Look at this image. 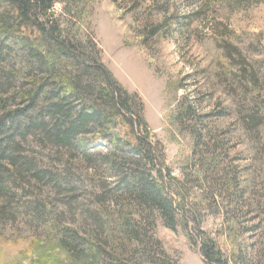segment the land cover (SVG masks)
I'll return each instance as SVG.
<instances>
[{
  "label": "rangeland",
  "instance_id": "obj_1",
  "mask_svg": "<svg viewBox=\"0 0 264 264\" xmlns=\"http://www.w3.org/2000/svg\"><path fill=\"white\" fill-rule=\"evenodd\" d=\"M50 13L58 29L75 41L82 40V49L95 48L118 84L138 97L150 140L159 145L164 169L184 184L177 185V191H200L194 175L186 183L182 171L191 157L195 135L204 132L212 147L216 143L224 147L219 148L224 181L236 169L242 189L256 201L264 197V121L260 124L251 119L248 111L256 106L254 95L249 82L237 77L235 68L242 62L240 55L248 70L261 79L256 94L264 101V0L239 7L219 0H59ZM259 33L260 44L253 38ZM6 45H0V71H12V75L11 80L0 76V84L7 83L0 89V100L9 99L7 108L12 109L17 103L11 97L36 81L40 72L36 75L26 59L17 61ZM21 55L26 58L25 52ZM5 57L14 68L3 63ZM41 100L37 103L40 107ZM188 107L192 109L190 120L185 114ZM15 143L20 162L33 169L16 174L13 187L18 189L10 190L13 197L0 198L4 209L0 215V264H35L41 251L30 243L34 238L48 240L50 234L57 233L51 231L52 222L58 231L69 233L75 228L78 234L86 235V210L101 212L103 228L93 235L101 246V264L145 263L137 245L128 240L130 229L139 223L143 246L158 263L206 264L199 253L194 225L188 229L189 240L180 228L174 232L166 228L158 213L143 221L141 210L121 196L124 203L119 212L107 194L101 196L103 191H112L104 186V190L96 188L110 180L102 172H89L76 152L54 149L37 136ZM97 144L104 147L100 141ZM201 157L203 161L207 158L205 154ZM35 171L51 175L33 179ZM209 177L203 191H210L215 182ZM30 203L47 214L33 219L23 209ZM198 210L201 229L215 233L220 218L212 210ZM114 212L135 221L124 226Z\"/></svg>",
  "mask_w": 264,
  "mask_h": 264
},
{
  "label": "trees",
  "instance_id": "obj_2",
  "mask_svg": "<svg viewBox=\"0 0 264 264\" xmlns=\"http://www.w3.org/2000/svg\"><path fill=\"white\" fill-rule=\"evenodd\" d=\"M219 1H231L239 7L253 0ZM57 2L59 0H0V45L7 44L17 61L26 59L36 75L40 72V77L34 78L36 81L11 97L17 103L11 106L12 109L7 108L9 99L0 100V198L7 200L10 190L18 189L13 187L16 174L33 169L29 163L20 162L15 141L25 142L28 136H37L51 143L54 149L76 152L89 172H102L110 180L109 184L103 183L96 188L103 189L104 186L112 191H103L101 196L107 194L119 212L124 203L121 197H126L134 208L141 210L143 221L158 213L166 228L173 232L180 228L189 240L188 229L194 225L199 253L206 264H264V197L256 201L242 189L236 169L224 181L226 174L219 169L223 164L220 149L224 147L218 143L212 147L209 139L205 141L204 132L195 135L191 157L182 171L186 183L187 178L194 175L200 191L193 194L177 191V185L183 187L184 184L178 183L169 170L164 169L159 145L150 140L152 136L141 114L138 97L118 84L101 63L93 46L94 49H82L81 44H85L82 40L75 41L58 29L50 15ZM261 37V33L253 35L258 44ZM0 51L3 52V48ZM21 52H25L26 58ZM238 58L242 62L235 64L237 77L242 82H249L256 103V111L248 113L252 114V120L261 124L264 101L256 94L261 79L248 70L240 55ZM3 60H6L3 61L5 65L14 68L7 64V57ZM11 75L12 71H0V76L7 80H11ZM4 84H0V89ZM40 98L41 107L37 105ZM191 110L188 107L185 111L189 120ZM98 141L104 147L97 144ZM204 154L207 158L203 161L201 156ZM41 175L46 178L51 174L35 171L32 178L40 180ZM207 175L209 179L214 177L215 182L210 191H203ZM2 207L0 205V215L4 214ZM199 207L212 210V214L220 218L221 224L215 233L201 229ZM257 207L261 209L260 213ZM23 209L33 219L47 214L34 203ZM119 212L114 214L120 224L125 226L135 221L134 218L126 219ZM16 214L13 209L11 215L15 217ZM84 214L89 223L85 237L75 228L69 233L58 231L52 222L51 231L57 233L50 234L48 240H32L30 245L41 251L35 264L49 261L54 264L102 263L101 246L93 236L103 228L101 212L86 210ZM260 214L262 219H259ZM140 225L130 229L128 240L137 245L138 254L144 258L143 264H165L151 258V253L143 246L138 231Z\"/></svg>",
  "mask_w": 264,
  "mask_h": 264
}]
</instances>
